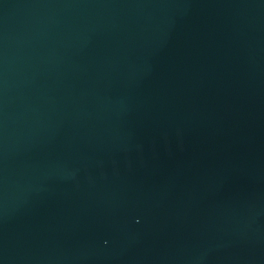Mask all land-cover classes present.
Masks as SVG:
<instances>
[{
  "label": "water",
  "instance_id": "95a60500",
  "mask_svg": "<svg viewBox=\"0 0 264 264\" xmlns=\"http://www.w3.org/2000/svg\"><path fill=\"white\" fill-rule=\"evenodd\" d=\"M0 264H264V0H0Z\"/></svg>",
  "mask_w": 264,
  "mask_h": 264
}]
</instances>
